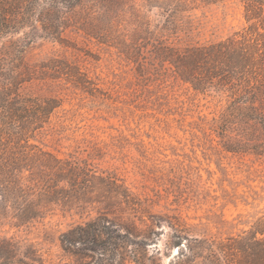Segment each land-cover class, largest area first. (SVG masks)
I'll return each instance as SVG.
<instances>
[{
  "label": "trees",
  "instance_id": "trees-1",
  "mask_svg": "<svg viewBox=\"0 0 264 264\" xmlns=\"http://www.w3.org/2000/svg\"><path fill=\"white\" fill-rule=\"evenodd\" d=\"M235 1L252 23L249 29L201 43L195 40L198 27L188 0H0V219L20 229L44 223L57 210L79 216L81 221L60 235L62 250L76 259L63 264H162L161 249L152 247L161 222L147 212L142 214L150 224L144 216L137 223L116 215L136 218L141 211L120 179L31 143L51 125L61 105L53 97L24 93L25 83L33 78L64 82L90 96L103 94L99 84L67 59L28 65L21 55L30 44L26 38L32 40L38 30L59 43L75 30L116 50L140 79L171 75L197 92L225 94L231 131L240 138L231 143V152L264 157V0ZM151 10L156 11L153 19L147 14ZM24 28L32 32L25 40H13ZM247 122L259 126L261 139L236 130ZM170 226V249L180 250L171 264H264V217L246 235L223 241L192 235L179 223ZM0 264L44 261L33 244L0 237Z\"/></svg>",
  "mask_w": 264,
  "mask_h": 264
},
{
  "label": "rangeland",
  "instance_id": "rangeland-1",
  "mask_svg": "<svg viewBox=\"0 0 264 264\" xmlns=\"http://www.w3.org/2000/svg\"><path fill=\"white\" fill-rule=\"evenodd\" d=\"M188 9L198 27L195 40L201 43L243 34L252 24L235 0H188ZM155 13L147 14L153 19ZM18 32L13 40H25L32 30ZM26 41L30 44L21 56L28 65L64 58L81 66L103 90L90 96L64 82L33 78L25 83L24 93L53 97L61 105L51 125L31 143L61 159L85 160L120 179L141 211L136 218L116 215L137 223L144 216L150 224L142 214L147 212L161 222L155 226L159 236L152 247L161 249L162 264H171L180 252L170 249V223H179L192 235L223 241L246 235L264 217V157L231 152V143L240 138L231 131L225 94L197 92L171 75L140 79L116 50L75 30H68L60 43L45 39L40 30ZM238 125L236 130L246 138L261 139L256 123ZM76 221H81L79 216L60 210L31 228H12L0 219V237L33 244L44 264L76 263L60 242Z\"/></svg>",
  "mask_w": 264,
  "mask_h": 264
}]
</instances>
